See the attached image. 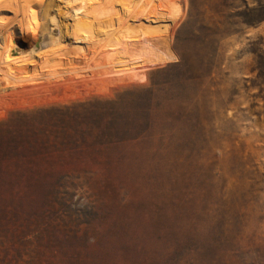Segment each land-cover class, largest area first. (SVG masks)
Returning <instances> with one entry per match:
<instances>
[{
	"label": "rangeland",
	"instance_id": "obj_1",
	"mask_svg": "<svg viewBox=\"0 0 264 264\" xmlns=\"http://www.w3.org/2000/svg\"><path fill=\"white\" fill-rule=\"evenodd\" d=\"M121 19L0 93V264H264V0Z\"/></svg>",
	"mask_w": 264,
	"mask_h": 264
},
{
	"label": "bare ground",
	"instance_id": "obj_2",
	"mask_svg": "<svg viewBox=\"0 0 264 264\" xmlns=\"http://www.w3.org/2000/svg\"><path fill=\"white\" fill-rule=\"evenodd\" d=\"M9 1L0 0V9L6 4L14 9L11 15L0 14V93L14 88L16 81L20 84L41 78L43 82L55 80L79 56L77 50L81 51L87 42H100L106 28L110 30V25L120 23L129 3V0H52L46 2L39 26L38 22L35 24L36 5L32 0ZM72 48L77 49L74 55Z\"/></svg>",
	"mask_w": 264,
	"mask_h": 264
}]
</instances>
